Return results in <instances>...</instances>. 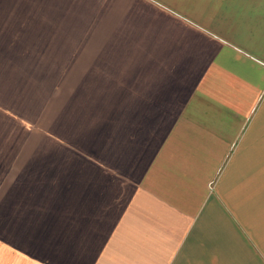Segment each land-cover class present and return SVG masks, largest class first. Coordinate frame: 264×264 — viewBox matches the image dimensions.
Returning <instances> with one entry per match:
<instances>
[{"label": "crops", "instance_id": "0c3cea01", "mask_svg": "<svg viewBox=\"0 0 264 264\" xmlns=\"http://www.w3.org/2000/svg\"><path fill=\"white\" fill-rule=\"evenodd\" d=\"M0 264H264V0H0Z\"/></svg>", "mask_w": 264, "mask_h": 264}, {"label": "rangeland", "instance_id": "374dc122", "mask_svg": "<svg viewBox=\"0 0 264 264\" xmlns=\"http://www.w3.org/2000/svg\"><path fill=\"white\" fill-rule=\"evenodd\" d=\"M45 72H36V78L34 79V77L32 76L31 78V84L32 85H36L37 88V97H38V101L40 103H43L44 101V97H45V86H46V81H45ZM28 83V82H27ZM27 96V95H25ZM32 97V95H31ZM43 109V108H42ZM42 116H43V110H42Z\"/></svg>", "mask_w": 264, "mask_h": 264}]
</instances>
